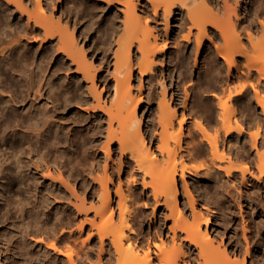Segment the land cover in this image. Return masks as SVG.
Wrapping results in <instances>:
<instances>
[{
    "label": "bare ground",
    "instance_id": "1",
    "mask_svg": "<svg viewBox=\"0 0 264 264\" xmlns=\"http://www.w3.org/2000/svg\"><path fill=\"white\" fill-rule=\"evenodd\" d=\"M63 1L0 0V74H5L6 79L10 78L7 74L10 71L19 74L26 81L22 84L27 90L26 94L12 93L4 98L1 92L13 84L10 80L0 82V179L4 178L0 180V209H4L0 214L1 218L6 217L4 219L14 214L16 217V220H10L14 227L12 225V229L6 232L4 245H0V255L5 258V263L0 258V264H7L12 246L20 249L18 253L23 259L13 264H66L65 259L68 264H108L114 258L116 264H179V256L183 258L182 264H191L190 261L196 255L195 250L197 256L203 258L199 264H248L249 258V264L254 263L251 257L255 255L247 247L248 244L245 243L244 253L239 248L230 252L224 247L225 242L217 243L214 239L215 242L207 230L203 233L205 229H202L201 224L207 226L209 220L201 211L204 206L197 208V198L186 178L187 173H198L203 166L185 163V157L189 156L195 137L198 136L201 142L199 150L210 152L211 164L216 169L223 171L228 179L240 169L241 181H245L246 166L234 165L230 161L225 165L222 162L230 159L226 144H230L229 137L234 134L240 138L237 146L246 151V121L238 116L236 107L229 102L247 96V82L253 71L257 73L258 83L264 79V31L260 37H254L253 31L258 25L245 12V4L237 1L235 6L228 7L227 0H222V4L221 0H89L87 3L84 0H72V5L63 7L60 6ZM221 6L225 10L222 19L218 17ZM110 10V14L106 15ZM254 12L261 14L264 11L258 5ZM173 20L176 21V30L171 26ZM163 23L164 30L161 28ZM262 25L264 28V20ZM99 28L100 39L96 38L91 45V36ZM185 28L186 32L183 31ZM174 30L175 34L172 35ZM84 40L85 45L82 44ZM24 42H30L31 45L38 43V48L31 52ZM169 43L178 47L181 44L194 47L195 52L191 51L195 56L191 52L188 55L184 53L177 60L186 69L191 70V61H194V68L200 66L201 55L208 45V48L214 49V53L207 52L212 55L209 58L207 54V60L206 57L204 59L207 69L216 76L219 73L221 75V68L226 70L227 83L222 89L226 91L227 99L218 103L220 109L215 123L220 122V125L214 136L209 135L207 122L192 117L193 121L189 122L191 115L185 113L191 96L188 88L183 87L185 99L182 100L180 115H177L172 93L168 97L164 69ZM85 46L90 47L88 52ZM250 47L258 52L256 56L248 53ZM98 50L103 51L98 60L99 66L102 64L100 69H97L94 59V56L98 58L95 53ZM106 50L112 52V57L107 58L104 53ZM57 58L59 61H56ZM157 61L159 64H156ZM209 74L205 76L209 77ZM135 78L139 83L134 84L137 86L134 88L132 82ZM144 78L147 85L151 81H159L160 92L145 93ZM97 79L102 81L99 89L96 86ZM70 84L74 85L75 91L69 90ZM251 85L257 94V85ZM58 86H64L67 93H72L71 96L62 95L63 98H59ZM83 86L88 96L77 95L76 98V91ZM143 96L156 103V120L152 121L150 129L145 128L143 111L139 113ZM71 97L76 98L75 102L88 112L87 115L94 116L90 123L84 125L87 127L85 130L89 144H83L82 154L88 162H100L99 156H94L96 148L100 146L106 163L104 166L102 164V175L91 176L90 193L79 197L75 193L76 189H72L74 198H67L66 205L63 202L65 207L62 212L69 210L66 218L62 217L65 213H60L61 216L55 214L60 221L58 224L76 225L80 234L89 227L86 239H81L79 243V250L68 243L73 231L68 235L61 231L58 239L47 242L46 248L40 253L26 245V236L31 231L29 227L39 230L47 224L48 215L53 212V208H58L54 207L55 204L51 206V202H59V198L65 200L67 196L61 188H54L53 185L58 183L68 190V178L65 179L61 173L58 177L54 176L48 162L53 153L54 162H68L64 149H61V141L70 143L73 132L77 130L71 125H82L81 119L63 123V116L58 112L57 102H62L66 107ZM38 98L43 99L41 106H35L40 104L36 101ZM18 102H29L32 109L19 113ZM257 103L264 115V96ZM257 114H253L252 118L260 131L263 119ZM187 122L192 127L188 126L187 132L183 133L182 127ZM176 123L178 126H175ZM259 131L254 132L253 136L251 134V146L259 143ZM115 143L118 148L116 154L111 151ZM219 150L221 153H218ZM107 162H118L117 175L125 173L127 165L132 164L133 171L128 174L131 178H126V190L132 191V183L140 179L143 187L141 198L151 200L152 197L153 230L148 231L147 237L154 241H148L146 248L130 235L135 233V229L131 223L129 194L124 191L120 179L113 187V194L109 187L113 179L109 175ZM258 166L260 172H264V157ZM93 170L92 166L88 173L91 174ZM179 179L190 214L185 203H179ZM149 188L150 196L146 193ZM19 193L27 197H16ZM145 203L148 204L147 201ZM162 206L167 207L169 213L158 216L156 212ZM189 215L191 221L188 220ZM25 217L27 220H24ZM169 220L171 223L167 224ZM94 232L99 236L98 244L95 243L97 247L90 245ZM2 235L5 236L4 233ZM107 238L113 249L107 243ZM14 239L15 243L9 242ZM169 240L171 245L167 247ZM59 241L66 243L61 247ZM93 257L95 262L91 261ZM260 259H264V256Z\"/></svg>",
    "mask_w": 264,
    "mask_h": 264
},
{
    "label": "rangeland",
    "instance_id": "2",
    "mask_svg": "<svg viewBox=\"0 0 264 264\" xmlns=\"http://www.w3.org/2000/svg\"><path fill=\"white\" fill-rule=\"evenodd\" d=\"M84 1L87 3L89 0H84ZM237 1H239L240 4H243V5L245 4V7H246L245 12L247 11L249 16L251 18L253 17V19L255 20V23H257V25H258L257 29L255 31H253V33H255L253 35L256 38L260 37L264 31V28L262 25V21L264 20V12L261 14H256L254 11H255L256 7H258V5H261V8H263V11H264V7H263L264 6V0H252V1L251 0H235V2H234V0L233 1L227 0L228 7L235 6ZM261 1L263 2V4ZM222 3L223 2L221 0L220 4H222ZM230 3H231V6L229 5ZM72 4H73L72 0H64L63 4H61L60 6L63 5V7H65V6H69ZM220 10H221L220 11L221 13L219 14L218 17L220 19H222V17L224 16L225 10L223 9L222 6L220 7ZM110 12H111V10L108 11L106 15L110 14ZM170 21H171V19H170ZM81 23H79V25ZM161 23H162V21H161ZM161 25H162L161 28L164 30V23ZM175 25H176V21L173 20L171 22V26H173V29L175 28V30H176L177 27ZM175 30H174L172 35L175 34ZM184 30H185V32L187 31L186 28L183 29V31ZM100 31H101V29L99 28V31L96 30L92 34L91 39H90L91 45H93L95 43L96 38L98 40L100 39ZM194 32H196L195 29H194ZM179 38H180V36H179ZM86 40H84L82 42L83 45L86 44ZM24 43H26L30 47L31 52L35 51V49L38 48V43H34L33 45H31L30 42H24ZM97 44L104 46V44L101 42H97ZM218 44H222V42H218ZM182 46H184V47H182ZM1 47H2V44L0 45V48ZM85 47H86L87 52H88L90 50L89 49L90 47L89 48H88V46H85ZM189 47H190V49L187 50ZM191 47L192 46H188V45L185 46L182 44H181V46L179 45V47H178V45L174 46L173 44L169 43V50L165 56V63H166L167 67L165 66V69H164V74H165L164 75V77H165L164 83L166 85L168 97H170V94L172 93V96H173L172 99L174 100V103L176 104L175 107L177 110V115H180V112L183 110L182 104H183V101L185 99V96H184L185 95L184 94L185 89L184 88L189 89V92H190L189 94L191 96L188 99V105H187V108L185 110L186 114L191 115L189 117V122L191 121V117L195 118V119H201L202 121L207 122V125L209 126L208 133L210 136H214L218 130L217 127L219 128V125H220V122H217V124L215 123V119L217 118V114H218V111L220 109L218 107L219 106L218 103L225 101L227 99L226 91H223L224 86L227 83V79H225L227 77V75L225 73L226 70L221 68V75L219 73L216 76V74H214L212 71H209L207 69L208 68L207 67V61H206L207 57L210 53L211 54L214 53V49L208 48V45L205 47V51L203 52V55H205V56L201 55V59H200L201 63H200L199 67L194 68V65H193L194 61H191L192 62V64L190 65L191 70H189V68H187L188 69L187 70L186 67H184V65H179V63H177L178 62L177 60H179V57H181L184 53H186L188 55L191 52V55L192 56L194 55L195 49H194V47L193 48H191ZM175 49H176V51H174ZM191 50L192 51L194 50V52H192ZM95 53L98 56V58H96V56H94L95 65L97 66V69H98L102 65L101 64L99 66L98 60H100L99 56L100 55L102 56L103 51L98 50ZM104 53L107 54V58L112 57V52H108L106 50ZM248 53L251 56H256L258 52L250 47L248 49ZM0 56H1V52H0ZM210 56H212V55H209V58H210ZM205 57H206V60H204ZM57 60H58V58L56 59V61ZM192 60H194V58H192ZM156 64H159V62L157 61ZM263 66H264V64H263ZM207 73L208 74L211 73V74H209V77L205 76ZM7 74L10 76L9 79L5 78V74H0V82L2 83V82L10 80V83L13 85L11 87H6L5 90L3 92H1L3 95H5L4 98H8L9 95L12 93H15L16 95H19L20 93L26 94L27 93L26 86L22 84L26 81L23 80L22 78H20L19 74L18 75L15 73L13 74L12 71L8 72ZM252 74L253 75H250V80L247 82L248 89H249L247 96H245L239 100L229 102V104H232V105L234 104L233 106L236 107L237 112H238V116L246 121V125H247V133H246L247 136L245 138L246 139V148H245L246 151L243 150L244 151L243 152L239 148L240 146H237V144L239 145L240 138L237 137L236 134H234V135L229 137V143L230 144H228V143L226 144V149L227 150L229 149L228 152L230 155V159H226V160L222 161V162H224L225 165H227L228 162L230 161L234 165L246 166V170L244 173L246 183H245V181H241L242 180V178H241L242 171L240 169L235 171V176H231V178H230L231 180L226 178L223 171H219L218 169H216L211 164L210 152L207 150H206L207 152L199 150L201 142L198 140L199 139L198 136L195 137V141H194L195 143L193 144V146L191 147V149L189 151L190 152L189 156L187 155L185 157V163L187 165L201 164L203 166L199 170L198 173H194V174L187 173L186 174L187 175L186 178H187L188 182L191 184V188L193 189L195 197L197 198V204H196L197 208L204 206L201 211L203 212L205 217L208 218V220H209V224H207V226H205L204 224H201L202 229H205L203 231V233L207 230L206 232L209 233V237L213 238V240L215 239L217 241V243H219L218 241H220V243L225 242L224 247L227 248V250L229 249L228 251L231 250L230 252L239 248L241 250V252L244 253V251H245L244 248H245V246H247L246 244H248L247 247H250L252 254L255 255L254 258H253V256L251 257V259H254V261H255L254 263L252 262L251 264H257V263L264 264V259H260L264 256L263 255V253H264V172H260V169L258 166L259 162H262V159L264 157V115L261 112V107L257 103L258 99H263V96H264V84H262L261 86L259 85L261 83H264V79H261V83H258L257 79H256L257 73L253 71ZM200 76L204 77L203 78L204 80ZM206 77H208L210 80H208V78H206ZM223 77L225 80L222 79ZM205 78L207 79V81ZM254 79H255V81H254ZM143 82L145 84V93L147 91H153V93H155V92L159 93L160 92V87L158 85L159 81L158 82L151 81V83H149L147 85L146 78H144ZM250 82L257 85L256 86L258 88L257 94L255 93L254 89H252L253 87H252ZM138 83H139V80L135 78V80L132 82L133 87L136 86L134 84L138 85ZM96 86L98 87V89L101 88L102 81L97 79ZM192 86H193V89H192ZM57 89L59 90V94H58L59 98H61L62 95H66V96L70 95L71 96V94H72L71 92L67 93L65 91L66 89L64 86L63 87L58 86ZM105 89H106V86H105ZM220 89H222V90L220 91ZM69 90L75 91L73 84L69 85ZM81 91H83V92L81 93ZM103 91H104V88H103ZM76 92L77 93L75 96H77V95L78 96H82V95L88 96V93L86 91H84V86L81 87L80 89H78ZM73 93H75V92H73ZM78 96L76 98H78ZM143 97L144 98L142 101V107L140 108L139 113L143 111L144 117H145V124H146L145 128L150 129L152 123L156 120L155 119L156 114H157L156 103L154 100H148L145 96H143ZM76 98L71 97L70 103L66 107L63 106L62 102H60V103L57 102L59 104L58 112L63 116V121H62L63 123L69 124V123H71V120L74 121V120L81 119L82 125H76L75 123H73L71 125V127L77 128V130L74 129V131L76 130L75 132H73L74 135L72 134L73 139H71L70 143H69V141H65V140L61 141V144H60L61 149L62 148L64 149L65 154H66L65 157L67 158L68 162H54L53 161L54 153L51 157V161L48 162V164H50L52 166L54 176L57 175V177H58V175L61 173V174H63L65 179L68 178L67 184H68V190L69 191L67 190V188H64L62 185H60L58 183L53 185L54 188H55V186L57 189L61 188L64 191L63 194L65 195L67 193L66 195L68 197L65 196L66 197L65 200H64V198H61V199L59 198V202H56L55 200H54V202H51V206H53V204H55L54 207L55 208L58 207V208L57 209L53 208L54 214L52 212L51 214L48 215L47 224L45 225V226L48 225L47 228L44 226L45 229H42V228H44L42 226V228H40L41 230L40 229L38 230L37 228H36L37 230H34V229H32V226L29 227V229L31 231H29V234H27V236H26V239H27L26 241L28 242V243H26V245L31 246L32 249H35L34 251H38V252L40 251V253H42L41 251H43L44 248H46L47 242H49L52 239L53 240L58 239L59 235H61V231H63L67 235L70 231H73L72 238H70L71 240L68 239V241H69L68 243L70 245H72L73 248L79 250V245H80L79 243H80L81 239L82 240L86 239L87 233L90 231L89 227L87 226L86 229L80 234V233H78L79 231H77V229H76V225L70 224L69 226H64V225L61 226V224H58V223H60V221H58V218L56 217V215L57 214L60 215V213H62L61 215H63L65 213L62 217L66 218L65 215H67V213H69L68 212L69 210H67L66 212H62V211L66 205L65 203L68 202V199L72 200L74 198V193H73L72 189H74V190L76 189L75 193L79 197L86 196L87 193L91 192V189H90L91 183H92L91 176L102 175L103 174L102 164L104 166V164L106 163V162H104V154H103L100 146H98L96 148L97 149L95 152L96 154L94 153V156H97V157L99 156L98 160L100 162H88L87 158L82 154L83 144L84 143H86L87 145L89 144V141L86 138L87 127L86 126L84 127V125L87 123H90L93 120L94 116L91 114L87 115L88 112L85 109H83L82 106H79L77 104V102H75ZM19 99H20V97H19ZM36 101L39 102L40 104L35 105V106H41L43 99L38 98V99H36ZM170 101H171V99H170ZM22 105H25V106L22 108ZM27 109H32L30 107L29 102H27V103L18 102L17 103V111L19 113H23ZM215 110L217 113H215ZM257 113H259V116H261V120L263 119L262 121L260 120L261 121V125H260L261 127L259 128L260 131L257 129L258 128L257 123L252 118L253 114L256 115ZM212 114H213V116H215V115L216 116L213 117ZM102 118L104 119V115ZM189 122H187L188 124L186 123L183 125V127H182L183 133L187 132L188 126H189V128L192 127L191 123H189ZM104 126H105V122H104ZM175 126H178L177 123ZM21 129H23V128H21ZM256 131H259L258 132L259 133L258 134L259 135L258 136V138H259L258 142L259 143H257V145H256L257 147L251 146V144H252L251 134L253 136L254 135L253 133ZM147 136H149V134H147ZM156 141H157V139L155 140V142ZM111 151L115 152V154L117 153V151H118L117 143L113 144V146L111 147ZM239 152L240 153L242 152V153L240 154ZM218 153H221V150H219ZM113 156H116V155H113ZM63 160H64V158H63ZM91 163H92V165H91ZM107 163L109 165V171H108L110 173L109 175L111 177V180L113 179V181L109 183V187H110L111 191L113 192V194H114V190H113L114 188L113 187L115 185H117V181L119 179L121 181L122 187L124 188V191L129 194V204L131 207V223L135 229V233H131L130 235L134 236L137 239L136 241L139 245H141V246L143 245L142 247L146 248L148 241H151V242L154 241L153 239L147 237L148 231L150 229L153 230L151 228L152 222H153L152 221V216H153V214H152V207H153L152 206L153 205L152 204L153 203L152 197H151V200L141 198V196H142L141 193H142L143 187L141 186L142 184H141V180L139 179L138 174H136L135 176L140 181L137 180V182L135 181L132 183L133 184L132 185V191H131V189L129 191L126 190V188H127L126 187L127 186L126 178L127 177L129 178L130 177L128 175L129 172L133 171L132 170V168H133L132 164L127 165V167L124 169V170H126L125 173L121 172V174H118L119 175L118 176L117 175V170H118L117 168L119 167V165L117 167L118 162H116V163L115 162H107ZM92 166L94 167V170L92 171L91 174H89L88 173L89 169L92 168ZM114 166H115V168H114ZM110 167L112 168V170L110 169ZM203 172H205V174ZM0 180H4V178H1ZM230 181H232V182H230ZM1 184L2 183L0 182V188H1ZM96 184H97V182H96ZM136 185H137V187H136ZM180 185H181V182L179 179V190L181 191V197H179V203H180V205H183L186 202V200L184 198V195L182 194V188ZM66 191H68V192H66ZM146 193H148L149 196L151 195L150 194V188H149V190L146 191ZM16 197L24 198L27 196L24 193H19V194H16ZM88 199H90V198H88ZM115 199H117V198L115 197ZM144 199L148 202V204L145 203L146 201ZM52 201H53V199H52ZM63 202L65 205L63 204ZM1 204H2V202L0 203V206H1ZM185 205H186V203H185ZM186 206H187L186 207L187 213H189L190 212L189 207H188V205H186ZM12 209L14 210L13 207H12ZM58 209H62V210H60V212H56V210H58ZM3 210L4 209L1 208L0 213ZM13 210H11V211L13 212ZM156 213L158 216L163 215V214L166 215L169 213V210L167 207L162 206L161 208H159L157 210ZM41 215H42V213H41ZM14 217H15V214L13 215V217L12 216L10 217L11 219L10 218L4 219L6 217L1 218V214H0V241H1L0 245H2V244L4 245L3 239L7 236L5 234H8L6 232H9L14 227V225L12 224L13 222H11V221L16 220L15 219L16 217L15 218ZM24 220H27V217H25ZM188 220L189 221L192 220V217L190 215L188 217ZM170 223H171V220H169L167 222V224H170ZM39 225H41L40 222H39ZM11 226H12V228H11ZM243 226H246L247 230H245V227L243 228ZM33 228H35V227H33ZM242 228L245 231L242 230ZM94 231H96V230H94ZM3 233L5 236L2 235ZM244 235H246V236H244ZM244 237H245L246 242H245V240H243ZM234 239H235V241H234ZM236 240L237 241L240 240V242L238 241V243H237ZM13 241H15V239L9 240L10 243H15ZM65 241H67V240H65ZM65 241H59V245L61 247H63V245L66 243ZM75 241L76 242L78 241L77 242L78 244H76ZM106 241L111 246V248L113 249L111 241L108 238L106 239ZM9 242H6V243H9ZM98 242H99V236L96 232H94L93 238L90 240V245L94 244L96 246V244H98ZM169 245H171L170 240L167 241V247ZM240 245H241V247H240ZM153 249H154V247H153ZM11 250H12L11 251L12 254L9 257L8 261L6 262L7 264H13V263H17V262L20 263L21 260L23 261L22 256L20 255V253H18V252H20L19 248H15V246H12ZM14 251H16V253H14ZM194 253L196 254L195 255L196 257L194 256V258H192L190 263L191 264H199V261L202 262L203 258L200 256H197L196 250L194 251ZM256 255H258V256H256ZM2 257L3 256L0 255V258L5 263V261H4L5 258L3 257L4 258L3 259ZM257 257H259V258H257ZM25 258L27 259L28 256H25ZM63 258H64V256H63ZM256 258L258 260H255ZM182 259H183L182 256H179V258H178L179 264L183 263ZM95 260H96L95 257H93L91 259L92 262H95ZM65 261H66V264H68L66 259H65ZM261 261H263V262H261ZM249 263H250V258H249L248 264ZM108 264H116L115 258L112 259Z\"/></svg>",
    "mask_w": 264,
    "mask_h": 264
}]
</instances>
